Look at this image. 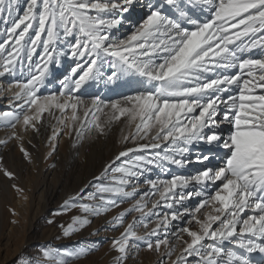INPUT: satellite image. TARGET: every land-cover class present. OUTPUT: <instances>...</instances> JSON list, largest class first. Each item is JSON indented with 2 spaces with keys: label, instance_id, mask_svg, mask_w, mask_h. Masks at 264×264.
<instances>
[{
  "label": "snow or ice",
  "instance_id": "snow-or-ice-1",
  "mask_svg": "<svg viewBox=\"0 0 264 264\" xmlns=\"http://www.w3.org/2000/svg\"><path fill=\"white\" fill-rule=\"evenodd\" d=\"M133 3L24 0L21 13V0H0V23L6 25L0 33V77L26 74V79L11 82L10 89L15 91L10 103L15 110L0 112V122L13 129L22 122L25 128L38 131L37 124L45 112L51 115L52 109H59L64 113L70 108L71 119L77 121L78 106L86 109L85 117L91 113L94 121L102 107L111 110L109 121L122 116L129 122L139 120L132 141L139 137L151 142L120 152L116 160L129 159L115 168L108 165L91 184L95 191L81 189L64 201L61 212L78 207L82 213L102 215L135 197L140 177L153 168L166 172V165H205L192 176L145 180L151 191L140 193L131 207L113 218L114 226H122L127 214H142L112 241L113 249L121 254L119 264L126 258L130 239L142 240L153 251L164 245L167 250L161 264H166L175 251L174 246L169 247L170 220L189 215L186 223H191L195 213L210 203L219 205L215 209L218 214L209 215L203 223L197 220L199 232L188 227L177 230L187 233L191 242H186L171 264H192L189 257L194 264H264V94L249 91L253 84L264 89V58L245 57L256 49L264 56V0H149L142 22L133 26L127 37L114 36L112 30L121 26L123 14ZM37 48L43 51L33 61ZM61 57L74 63L59 80V94L38 95L50 65L59 68ZM231 69L237 71L229 74ZM244 75L248 78H242ZM123 77L134 78L140 89L115 102L106 103L96 96L89 107L80 96L73 95L90 81L103 78L115 83ZM233 86L238 89L235 95ZM60 123L68 127L65 120ZM225 124L229 126L227 132L221 127ZM92 127L103 133L100 123H80L81 129L91 131ZM152 129L155 134L149 137ZM72 130L79 134V129ZM56 135L54 130L50 139ZM162 143L167 145L163 152L130 157L134 152L161 148ZM215 149L224 150L223 167L205 163L217 157ZM110 171L120 176L101 182ZM155 193L160 201L144 212L145 198ZM195 197L202 199L189 213L184 201ZM161 206L172 211L163 213L144 237L138 236L136 224L147 228L145 218L161 216L156 211ZM88 223L86 216H75L63 234L69 236ZM213 224H217L215 229ZM151 237H156L155 241ZM208 240L214 243H205ZM225 242L233 248L225 249ZM92 251L46 249L41 255L45 264H69L71 259ZM253 253L261 254V259L256 260Z\"/></svg>",
  "mask_w": 264,
  "mask_h": 264
},
{
  "label": "rangeland",
  "instance_id": "rangeland-1",
  "mask_svg": "<svg viewBox=\"0 0 264 264\" xmlns=\"http://www.w3.org/2000/svg\"><path fill=\"white\" fill-rule=\"evenodd\" d=\"M147 4L148 2L138 4L135 0L130 10L123 14L124 20L121 26L112 30L113 35L120 38L127 37L134 30L133 26H138L145 18ZM23 7L24 0H21V13ZM5 27L4 23H0V33ZM57 47L59 48L61 45H57ZM42 51V48H37L33 61L39 59ZM261 56L262 54L256 57L245 55V57L264 58ZM73 62V60L61 57L59 68L53 69L50 65L48 77L44 86L39 89L38 95L49 94L46 87L50 85L52 87L56 80L67 74L66 72ZM57 71L60 72L58 76L54 75ZM236 71V69H231L229 74H234ZM51 76L54 82L48 83ZM242 78L248 77L244 75ZM128 79L135 81L134 78L123 77L116 80L115 83H108L106 79L101 78L100 87L117 88ZM60 88L59 84L53 92L58 95ZM249 91L254 95L264 94V89L256 87L255 84L249 88ZM237 92L238 89L233 86L232 94L235 95ZM97 93L93 92L83 96L82 99L91 107L90 101L99 96ZM135 93L136 91L131 95ZM73 95H77V93ZM116 99L113 97L107 100L101 98L106 103ZM5 110L13 109L9 105H4L0 112ZM53 110H55V116L50 120V125L48 124L47 128L45 126L48 122V117H46L48 112H45L37 124L38 131L30 126L25 128L22 122L17 124L15 129L3 126L0 122V264H45L41 254L46 249L55 252L57 249L73 251L83 248H91L94 251L82 258L71 259L69 264H119L117 257L121 254L113 249L112 241L120 237L128 224L133 222L134 217L139 219L142 214L135 211L127 214L122 226H114L113 218L131 207L139 199L140 193L151 191L150 185L145 183V180L170 179L173 175L192 176L205 165L190 163L184 168L166 165L169 169L166 172L159 168H153L150 173L146 172L144 176L140 177L135 197L126 199L124 203L102 215L91 216L82 213L78 207L61 212L64 201L75 197L81 192V189L88 192L95 191L91 184L96 183L95 178L101 176L108 165L111 164L115 168L121 166L125 159H129L116 160L120 152L128 148H135L137 144L151 141L150 139L141 140L137 137L133 142L131 138L136 133V125L139 120L129 122L127 116H122L109 121L111 110L108 108L102 107L101 111L96 112L97 119L95 121L91 113L88 117L84 116L86 109L83 106L77 108L76 115L79 118L77 121L71 119L72 110L70 108L66 109L64 113H61L59 109ZM61 120L67 122V128L60 123ZM81 122H85L87 125L100 123L103 133L98 132L95 127H92L91 131L81 129ZM221 127L227 132L229 126L225 124ZM73 128L79 129V134L77 131H73ZM54 130L57 135L54 139H50L53 137ZM13 132L16 133L15 137L12 135ZM154 134L155 129H152L149 137ZM125 137H128V140H125ZM166 147L167 145L162 143L161 148L134 152L130 154V157L163 152ZM22 148L24 151L21 150ZM219 162L223 163V160L214 158L205 163L213 168L223 167L224 165H220ZM113 176L118 177L120 173L110 171L108 177L101 182L108 183ZM127 190H131V188ZM201 199L202 197H195L185 200L184 208L192 213ZM158 201H160L158 193L146 197L144 202L147 207L144 212L151 209L153 203ZM82 202L95 204L98 201L84 200ZM162 204L163 202H161ZM216 207L219 205L211 203L205 205L195 213V219H192L191 223H186L190 219L189 215H183L178 221L170 220L169 247L174 246L175 251L166 264H171V261L175 260L186 247V242H191L187 233L177 230L181 227H188L191 231L199 232L200 225L197 220L203 223L209 215H217ZM156 211L161 216L146 217L147 228L142 223L136 224L134 231L138 236L144 237L147 232L156 227L163 213L171 212L172 209L161 206ZM75 216H86L90 223L71 235L65 236L64 228L72 223ZM217 224L212 225L213 229L217 227ZM172 233H176V235H172ZM151 239L155 241L156 237H151ZM205 243L212 244L214 242L208 240ZM223 246L225 249L233 248V245L228 242H225ZM166 250L164 245H161L159 251L149 250L144 246L142 240L130 239L123 264H161L162 255ZM253 255L257 256L256 260L261 258L259 253H253ZM188 259L194 264L193 258L189 257Z\"/></svg>",
  "mask_w": 264,
  "mask_h": 264
},
{
  "label": "bare ground",
  "instance_id": "bare-ground-1",
  "mask_svg": "<svg viewBox=\"0 0 264 264\" xmlns=\"http://www.w3.org/2000/svg\"><path fill=\"white\" fill-rule=\"evenodd\" d=\"M147 2H149V0H137V3L138 4L139 3H147ZM138 14L140 15V12ZM61 47H62V45H61ZM260 54H261L260 50L259 49H256V50H254L251 53H246L245 55L252 56V57H256L257 55H260ZM261 57H263V56H261ZM72 64L69 66V68L72 66ZM59 73L60 72L57 71L54 75L58 76ZM20 79H26V75L24 77L20 76L19 74H17L16 76L5 75L4 77H0V111L2 109V106H4V105H9L11 109L15 110L14 109V105L12 103H10L12 101L13 92L15 91V89L14 88H11L10 89V85H11V82L12 81H14V80H20ZM49 79L50 80H49L48 83L54 82V79H53L52 76ZM60 79L61 78H59L58 80H56V83L52 87H51V85L46 87V89H48L47 92L49 94L50 93H54L53 90H55V88L57 87V85H59V80ZM100 83H101V80L100 79L97 80L96 82H91V81L88 82L82 88V90L79 93H77V95L82 98L83 96L89 95V94H91L93 92H96V93L98 92L97 94L99 96L100 95H103L101 97L102 99L107 100V99H110V98L113 97L114 99L118 98L116 100H119V99H122L124 96L131 95V93L134 92V91L137 92L140 89V86L134 80H131V79L126 80L119 87L113 88V89H110L108 86L100 87ZM116 100H114L112 102H115ZM15 103H19V101H16ZM51 111H52V114L50 115L48 113V115L46 116V117H48V122H47V124H45L46 128H47L48 124L50 125V123H51L50 120L53 119V117L55 116V110L52 109ZM215 151L217 153L216 159H218L220 161L223 160L224 150H222V149H215ZM219 164L220 165H223V163H221V162H219ZM252 256L255 259L257 258V256H255L253 254H252Z\"/></svg>",
  "mask_w": 264,
  "mask_h": 264
}]
</instances>
